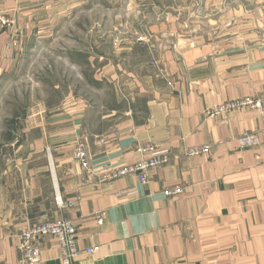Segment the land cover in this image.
<instances>
[{
    "label": "crops",
    "instance_id": "obj_1",
    "mask_svg": "<svg viewBox=\"0 0 264 264\" xmlns=\"http://www.w3.org/2000/svg\"><path fill=\"white\" fill-rule=\"evenodd\" d=\"M57 1L0 0V10L26 32ZM197 6L187 22L182 12L158 15L150 40H127V71L111 70L97 50L107 64L91 78V100L72 97L49 116L18 121L17 144L0 120V264H19L24 228L55 220L76 226L75 264H264V118L248 108L205 114L264 93V0ZM11 29L0 33V106L19 63ZM149 44L162 75L136 52ZM243 131L258 132L260 145L240 148ZM78 145L87 167L71 157ZM146 145L167 149L169 161L147 168L145 183L135 174L103 179L148 160ZM202 146L209 151L184 154ZM39 248L36 264H61L54 237L42 236Z\"/></svg>",
    "mask_w": 264,
    "mask_h": 264
},
{
    "label": "rangeland",
    "instance_id": "obj_2",
    "mask_svg": "<svg viewBox=\"0 0 264 264\" xmlns=\"http://www.w3.org/2000/svg\"><path fill=\"white\" fill-rule=\"evenodd\" d=\"M194 4L199 6V0H59L48 12L38 9L26 32L15 29L16 18L0 10V33L14 28L10 45L18 44L13 49L19 57V63L7 71L0 106L5 133L11 136L14 131L15 145L21 138L16 132L18 121L35 114L49 116L72 97L91 100V78L98 67L107 64V59H96L97 50L110 55L111 70L127 71V40L155 36L149 27L158 15L185 12L176 17L187 22V12L195 9ZM135 48L142 53V65L164 74L150 44L146 49ZM111 82L117 85V79Z\"/></svg>",
    "mask_w": 264,
    "mask_h": 264
},
{
    "label": "built area",
    "instance_id": "obj_3",
    "mask_svg": "<svg viewBox=\"0 0 264 264\" xmlns=\"http://www.w3.org/2000/svg\"><path fill=\"white\" fill-rule=\"evenodd\" d=\"M237 108H248L256 110L264 118V93L258 96L238 98L234 100L225 101L219 106L209 108L205 114L208 116L228 112ZM264 131V130H263ZM103 142V139L99 140ZM237 144L240 148H253L261 143L260 135L258 132L243 131L236 137ZM16 142V141H15ZM140 152H148L150 157L144 162L137 163L132 166L122 168L114 171L103 179H112L118 176L127 174H135L140 183L147 181L145 170L167 163L169 161V154L167 149H159L152 145L140 147ZM209 146L192 147L185 150V155H197L200 153H207ZM71 157L73 160L79 162L83 167L88 166L87 154L82 145H78L72 152ZM179 188H172L165 191L166 194L179 193ZM57 206L63 207L65 204L57 199ZM101 220L98 218V223ZM76 226L66 220H55L51 222H43L36 226H29L24 228L19 234V242L17 245L19 253V264H36L39 262L40 248L39 240L42 236L50 235L55 238L59 248V259L61 264H75L76 259L80 253L77 247ZM98 248H88L84 250L85 253H93Z\"/></svg>",
    "mask_w": 264,
    "mask_h": 264
},
{
    "label": "trees",
    "instance_id": "obj_4",
    "mask_svg": "<svg viewBox=\"0 0 264 264\" xmlns=\"http://www.w3.org/2000/svg\"><path fill=\"white\" fill-rule=\"evenodd\" d=\"M8 124H13V120H9ZM5 136H6V139L9 140V141H11L12 138H13V136L12 135L10 136V134L8 132L5 133Z\"/></svg>",
    "mask_w": 264,
    "mask_h": 264
}]
</instances>
